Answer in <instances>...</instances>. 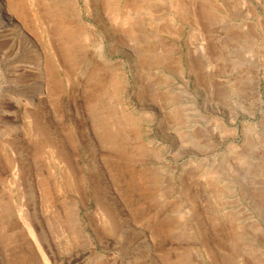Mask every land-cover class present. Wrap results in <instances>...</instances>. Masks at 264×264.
Returning <instances> with one entry per match:
<instances>
[{
    "label": "rangeland",
    "instance_id": "rangeland-1",
    "mask_svg": "<svg viewBox=\"0 0 264 264\" xmlns=\"http://www.w3.org/2000/svg\"><path fill=\"white\" fill-rule=\"evenodd\" d=\"M2 4L0 264H264V0Z\"/></svg>",
    "mask_w": 264,
    "mask_h": 264
},
{
    "label": "bare ground",
    "instance_id": "bare-ground-1",
    "mask_svg": "<svg viewBox=\"0 0 264 264\" xmlns=\"http://www.w3.org/2000/svg\"><path fill=\"white\" fill-rule=\"evenodd\" d=\"M0 20L1 23L5 24V26H12L13 28H19L20 25L18 24V21L7 11L6 7L2 4V0H0ZM41 53H37L36 56L38 58V62L41 60ZM41 57V58H40ZM35 75H37L39 79L41 80L40 84L42 83V70L39 68V65L35 67ZM36 76V77H37Z\"/></svg>",
    "mask_w": 264,
    "mask_h": 264
}]
</instances>
